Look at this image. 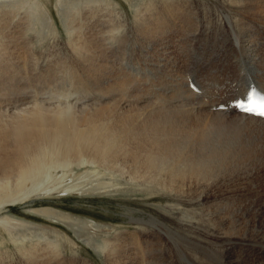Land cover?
<instances>
[{"label": "bare ground", "instance_id": "6f19581e", "mask_svg": "<svg viewBox=\"0 0 264 264\" xmlns=\"http://www.w3.org/2000/svg\"><path fill=\"white\" fill-rule=\"evenodd\" d=\"M57 2L69 46L77 55L75 61L79 63L85 56L82 60L89 65L83 63L89 71L86 89L91 91L90 103L45 105L37 100L16 112L0 110V211L30 195L73 191L87 180L86 175L105 171L108 180L96 179L100 185L114 187L121 179L136 187L132 191L146 195L166 191L196 202L212 197L213 205L206 202L205 211L219 230L214 236L217 241L232 244L236 252L246 247L250 264H264V199L260 200L264 194L252 189L264 180V118L238 110V103L249 101L255 90L264 93V0H227L231 13L219 15L201 13L203 7L195 2L189 6L174 0L136 3L134 31L143 41H138V55L134 56L138 65L135 76L126 72V62L132 57L122 47L128 24L121 23L123 13L115 4L108 0ZM41 14L39 0H0L2 83L8 79L23 83L32 72L27 74L31 67L23 37L44 21ZM40 25L46 31V24ZM218 59L228 77L219 85L221 95L217 92L215 96L199 75L206 68L203 62ZM71 69L70 65L71 75H62L72 77ZM74 167H84L85 173L82 180L70 185L68 179L77 173ZM58 169L68 181L43 188L39 177ZM179 209L184 215L185 210ZM38 212L53 216L49 209ZM136 221V230H112L75 219L74 232L85 236L87 244L102 253L108 264H173L162 241V233L172 231L156 218ZM147 223L157 229L149 230ZM0 225L12 231L24 223L0 216ZM41 233L32 232L30 237L37 241L29 246L23 232L11 242L18 244L27 264L61 263L59 241L47 238L46 234H51L47 231ZM187 237L191 241L177 247L180 257L188 262L183 264H229L216 258L217 252L210 255V248Z\"/></svg>", "mask_w": 264, "mask_h": 264}, {"label": "rangeland", "instance_id": "374dc122", "mask_svg": "<svg viewBox=\"0 0 264 264\" xmlns=\"http://www.w3.org/2000/svg\"><path fill=\"white\" fill-rule=\"evenodd\" d=\"M108 1H111L113 4H115L117 8L123 13V18L121 17V23L128 24L126 30H124V33L128 34L127 39L124 41V44H122V47L124 48L125 53H129L130 56H132L131 58L129 57L127 60L128 62H126V72L130 73V75L132 76H135L134 73L137 72L138 65L136 63L137 58L134 56L138 55V53L136 52L140 47V45H138V41L143 40L140 37H137L136 32L134 31V8L137 4H141L145 0ZM174 1L180 2L181 4L185 2V6H189L188 3L190 2H195V4L197 3V5L203 7V11L202 9L199 10L201 13L205 11L211 13L212 15H219L221 13H231L230 5L228 4L227 0ZM164 2L167 3L168 1ZM168 3L170 4L171 2ZM39 4L41 5V12L43 13L40 16H44L41 17L44 18V21H42L41 23L46 24V31L41 30V23L39 25L36 24V26H32L34 28L27 32L26 38L23 37V40H25L23 41V48L26 45L25 48H27V50L25 53L28 54L27 57H29L30 60L29 66L31 67L30 68L28 66L30 69H27V74L29 75L31 71V73L36 74L32 76L30 73L31 76L29 75L30 77H27L30 81L32 80L31 83L29 82V80H26L27 78L22 81L23 83H21V80L15 82V80L12 79L15 84L12 80L10 81L8 77L6 78L8 80H2L3 83L0 79V103L2 104H0L1 111H17L21 108L33 105L32 103H35L37 100H39L37 103L40 102L45 105H70L72 103L74 104L75 102L76 105L90 103L91 97L89 95H91V91H89V89H86L89 88L90 85V81L88 78L89 71L87 70V68L84 67L86 61L82 60V58H84L85 56L81 58V61L79 63L75 61L77 55H75L71 51V48L69 46V37L66 31V27L63 23L64 19L61 15V9L58 5L57 0H39ZM194 7L198 6L195 5ZM45 19H48L51 23L49 24L45 21ZM116 21L118 22L119 19H117ZM186 35V32L183 33V35H181V38L182 36L185 37ZM32 41H34L35 43H33ZM33 46L35 49H33ZM29 50L31 51L29 52ZM33 52L35 53V55ZM31 54H33L34 56ZM36 55H38L41 60ZM218 60L209 61V64L208 62H203L205 66L201 63L206 68H203L199 75L200 79L202 80V84H204L206 88L209 85L208 88H210V93H214L215 96L218 93V95H221L222 91L220 87L223 85V81H226V77H228V75L225 76L226 71L225 74H223V64L220 63V59ZM31 61L34 62V64L38 62V64L34 65L33 63H31ZM39 64H41V66ZM69 64L73 68L71 69V71L79 75L78 76L77 74L72 73L74 76L77 75V78H74L73 75L72 77L62 75L70 73ZM82 64L83 66L81 68ZM196 64L198 65L199 63H194V65ZM201 64L198 67L202 68ZM87 65L88 64H86L85 66ZM75 66L77 67L80 74L76 71L77 69H74ZM37 67H40L39 69L43 70L41 71ZM251 73L255 74L253 69L251 70ZM187 74L190 75L192 73L186 72V75ZM186 75L183 76L185 77ZM35 78L37 79L35 80ZM66 80L73 82L70 84V82H67ZM24 81L27 83H25ZM159 81L163 82L161 83V85L165 84L162 75ZM18 82H20L21 84ZM10 83L13 86L15 85L16 87H13ZM16 83H18V86L20 84L19 87L22 88L24 92L22 91V89L20 90ZM55 83L57 84L55 85ZM88 83L89 85H87ZM82 84L83 87L81 86ZM30 86L33 90L30 88ZM26 89H29L31 91L28 90L27 92ZM87 90L89 91V93ZM18 91L19 93H16ZM36 91L38 93H35ZM25 92L27 93L25 94ZM28 93L29 96L31 95L30 97H28ZM232 93L234 94L235 92ZM232 93L230 95H232ZM24 95H26L27 97ZM27 98L28 102L26 100ZM17 100H19L18 104ZM24 100H26V102H23ZM79 101H81L80 104H78ZM21 102L22 105L19 106ZM219 108L221 107L219 106ZM261 144H264V140ZM213 167L216 168L215 163ZM73 169H75L77 173L74 175V177H72V181L70 179H68V181L66 178H63V176L61 175L63 173L62 169H58L57 171H51L52 174H50L51 172L45 173L47 175L49 174L48 177L47 175L45 176V174H42L39 177V182L41 183L43 188H48L55 184L61 185L64 181H68V184L70 185H75L74 183L77 179H83L81 177H84L85 172L84 167H74ZM104 172L105 171H100V174H95L96 172H92V174L86 175L88 176L87 180L84 178L82 181L85 182H79L77 184L78 187H76V189H74L73 191H69L67 193L62 194L46 195L42 197L30 195L25 201L9 203L5 207H3V209L0 211V216H9L13 220H20L22 224L24 223V226H18L16 229L8 231L5 226L0 225V264H27L25 257H22V251L18 250L17 248L18 244H14L11 241L13 239V236H17L19 235L18 233L23 232L28 235L27 240L25 242L27 246H29L31 243H36L37 240L30 237L33 231L37 232L40 235H42L41 231H47L51 233L49 235H47L48 233L46 234L47 238H50V240L54 241V243L59 241L61 245L60 249L63 252V256H61L59 259L62 264H84L83 262H87L89 264H108L102 253L98 252L96 249H94V247L87 244V242L85 241V236H82L81 238L79 235H77L76 232H74V226L76 223L75 219L84 222L88 221L87 223H89L90 221L93 222L95 225H100L102 227H110L112 230H136L139 227V224L136 221L137 219L145 223L144 220L150 221L151 218H156L157 220H160L163 224H165V229H170L172 231V233L163 232L162 241L164 242V245H167L168 251L166 254L169 255V257L173 258V264H183V262H187L185 259L180 257L177 248L183 241H185L186 244L191 241V239L187 236L195 238L197 243L199 242L202 243V245L204 244L203 246L205 248H210V255H213L214 252H217L215 254L216 258L217 256L218 258H223V260H225L229 264L230 262L231 264H236L239 261H241L242 263L250 264V251H248L246 247H243L240 251L236 252L235 247L232 244H229L230 246L227 244H221L214 237L217 233H219V230L214 226L215 222L205 211V206L207 207L206 202L213 205L214 201L212 197L210 198V200H203L205 202L204 204L202 200L196 202L183 197L175 196L174 194H170L168 192L166 193V191L158 192L156 194L154 193L153 195H146L142 191H132V188H134L135 186L121 182V179H117L119 181V184L114 187H110V184L100 185L98 184L96 179L104 181L108 180V175H106V173ZM98 175L101 176L98 178ZM101 177H103L104 179H102ZM252 187L251 188L254 189V192L258 191L259 193H261V195L264 194V190H261L264 188V180L262 182L260 181L258 183H255V185H252ZM260 197V200L264 199V195ZM179 208H183L185 210L184 215L179 211ZM42 209L51 210L53 212V216H47L43 212H38ZM61 215L65 216L64 219L61 218L63 217ZM187 223L190 224L191 227L185 225ZM145 225L146 227H149V230L153 231L157 229L154 225L148 223ZM173 232L175 233L174 235ZM200 233L202 234L200 235ZM204 234L207 235L204 236ZM60 235H64V237H60ZM67 238L69 239V242H67ZM72 239H74V241H72ZM75 241L77 242V244H74ZM223 245H225L226 248ZM175 256H179V258L183 260H178Z\"/></svg>", "mask_w": 264, "mask_h": 264}]
</instances>
